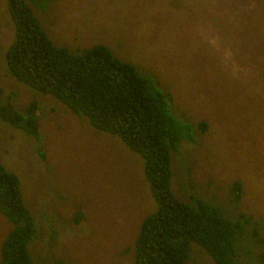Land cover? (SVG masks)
Wrapping results in <instances>:
<instances>
[{"label":"rangeland","instance_id":"rangeland-1","mask_svg":"<svg viewBox=\"0 0 264 264\" xmlns=\"http://www.w3.org/2000/svg\"><path fill=\"white\" fill-rule=\"evenodd\" d=\"M46 4L29 2L55 46L100 44L169 94L171 113L191 125L170 152V191L213 203L223 217L248 216L234 263L264 264V0ZM12 40L0 0V104L38 107L37 142L0 120V163L17 176L34 221L31 264H133L140 224L156 209L141 155L12 77L4 60ZM9 230L0 213V246ZM193 244L188 263L213 264Z\"/></svg>","mask_w":264,"mask_h":264},{"label":"trees","instance_id":"trees-1","mask_svg":"<svg viewBox=\"0 0 264 264\" xmlns=\"http://www.w3.org/2000/svg\"><path fill=\"white\" fill-rule=\"evenodd\" d=\"M29 2L43 8L48 0H4L13 28V40L4 53L8 72L35 92L56 98L93 128L116 135L143 159L156 209L140 224L133 264H189V247L197 249L191 243L213 264L237 263V247L251 219L244 214L225 218L217 205L200 198L188 204L169 189L170 152L191 136V125L171 113L169 94L100 44L77 53L55 46ZM37 109L34 101L21 112L0 104V120L37 142ZM0 213L10 223L0 246V264H31L28 246L35 233L34 221L21 200L17 176L1 163ZM77 215H73L75 221ZM240 215L243 220H235Z\"/></svg>","mask_w":264,"mask_h":264}]
</instances>
